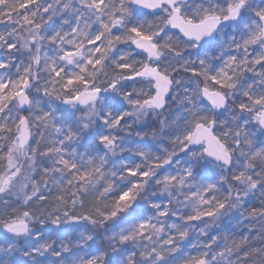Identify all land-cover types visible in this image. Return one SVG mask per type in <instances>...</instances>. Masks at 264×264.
Instances as JSON below:
<instances>
[{
  "label": "snow or ice",
  "instance_id": "1",
  "mask_svg": "<svg viewBox=\"0 0 264 264\" xmlns=\"http://www.w3.org/2000/svg\"><path fill=\"white\" fill-rule=\"evenodd\" d=\"M0 264H264V0H0Z\"/></svg>",
  "mask_w": 264,
  "mask_h": 264
}]
</instances>
